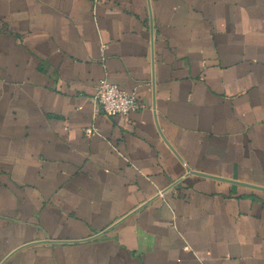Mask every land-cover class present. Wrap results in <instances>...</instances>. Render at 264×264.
Segmentation results:
<instances>
[{"label": "crops", "instance_id": "obj_1", "mask_svg": "<svg viewBox=\"0 0 264 264\" xmlns=\"http://www.w3.org/2000/svg\"><path fill=\"white\" fill-rule=\"evenodd\" d=\"M0 264H264V0H0Z\"/></svg>", "mask_w": 264, "mask_h": 264}, {"label": "built area", "instance_id": "obj_2", "mask_svg": "<svg viewBox=\"0 0 264 264\" xmlns=\"http://www.w3.org/2000/svg\"><path fill=\"white\" fill-rule=\"evenodd\" d=\"M92 101L95 104V112L107 115L124 116L140 106L133 92L129 93L120 89L106 78L98 81ZM85 131L90 134L92 128H87Z\"/></svg>", "mask_w": 264, "mask_h": 264}]
</instances>
